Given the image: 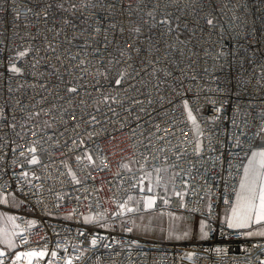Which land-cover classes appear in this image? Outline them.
Returning <instances> with one entry per match:
<instances>
[{"label":"built area","instance_id":"obj_1","mask_svg":"<svg viewBox=\"0 0 264 264\" xmlns=\"http://www.w3.org/2000/svg\"><path fill=\"white\" fill-rule=\"evenodd\" d=\"M262 133L264 0H0V194L18 199L0 264H264V236L222 221ZM163 168L154 210L203 236L124 218Z\"/></svg>","mask_w":264,"mask_h":264},{"label":"rangeland","instance_id":"obj_2","mask_svg":"<svg viewBox=\"0 0 264 264\" xmlns=\"http://www.w3.org/2000/svg\"><path fill=\"white\" fill-rule=\"evenodd\" d=\"M191 115L194 117V121L190 119L192 127L198 132V122L193 112H191ZM200 148L201 146H198V149ZM161 172H163V174L161 176L159 188L162 192H165L167 190V184L172 182V178L171 176H166V174H168L167 172H169L168 169L163 168ZM131 201L136 205V208L140 210L139 213L134 215V231L144 239L177 242L188 240L191 237H199L200 234L202 235V225L197 219L191 221L180 212L162 214L152 207H147V200L137 201V199L131 198ZM84 219L88 221L89 217ZM260 228L261 236H264L262 235V233H264V225L260 226ZM16 231L17 225L14 222L12 214L0 207V253L7 254L15 250L14 235Z\"/></svg>","mask_w":264,"mask_h":264},{"label":"snow or ice","instance_id":"obj_3","mask_svg":"<svg viewBox=\"0 0 264 264\" xmlns=\"http://www.w3.org/2000/svg\"><path fill=\"white\" fill-rule=\"evenodd\" d=\"M211 23V21H209ZM20 55H24L21 53ZM13 72H19L18 68L13 67ZM119 83V81H117ZM76 91V89H70ZM187 108V103L185 102ZM189 119L194 121L191 112L189 111ZM35 152V148L30 149ZM91 160V157H87ZM35 164L38 160L33 157L30 161ZM151 191V189H149ZM179 195V193H177ZM228 203V201H225ZM154 199L146 201L147 207H152ZM11 219V218H10ZM229 228H246L251 224L264 223V150L253 151L248 160V164L244 167V173L240 180L239 191L236 193L235 202L230 209V215L226 220ZM203 227V224H202ZM264 235V233H262ZM2 254V253H0ZM27 256L43 255V253H27ZM20 257L18 256L17 259Z\"/></svg>","mask_w":264,"mask_h":264},{"label":"crops","instance_id":"obj_4","mask_svg":"<svg viewBox=\"0 0 264 264\" xmlns=\"http://www.w3.org/2000/svg\"><path fill=\"white\" fill-rule=\"evenodd\" d=\"M260 150H264V133H262L260 135L258 145L251 151V153L253 151H260ZM251 153L248 157V160L251 156ZM247 164H248V161H247L246 165ZM127 167L130 169H134L136 167V164L133 162H128ZM161 170L162 169H160L158 171L147 173L145 179L143 180V182L140 186V192H142L144 194L143 197L140 198L137 194H129L126 197V201H125L124 205L122 206V210H123V214L125 215L124 218L130 217L132 219L133 231H134V227H135V216L134 215L136 213H139L140 210H138V208H136V205L131 201V198L137 199V201H139V200L145 201V200H148L151 198V199H154V204H155V202L161 196L162 193H166V194L168 193L169 194L172 191L173 173L170 170H169V172H167L168 174H166V176L167 177L171 176L172 182L167 184V190L165 192H162V190H160L159 186H160L161 176L163 174V172H161ZM149 189H151V191H149ZM238 191H239V189H238ZM154 204H153V206H154ZM17 205H18V199L14 195H12V194L1 195L0 194V207L2 209L3 208L15 209L17 207ZM153 206H152V208H153ZM230 209L231 208L224 210V212L222 214V221L226 226H227L226 220L230 215ZM175 213H177V212H175ZM199 221L201 222V225H202L203 222L201 220H199ZM262 225H264V223H260V224L253 223L249 227H246V228H232V229H240V230L245 231L250 236L261 237L260 226H262ZM202 230H203V227H202ZM203 232H204V230L202 231V235L200 234L199 237L203 236V234H204ZM134 233L136 235L140 236L137 232L134 231ZM191 238H195V237H191ZM177 242H179V241H177Z\"/></svg>","mask_w":264,"mask_h":264}]
</instances>
